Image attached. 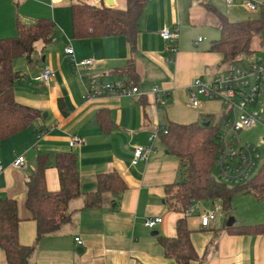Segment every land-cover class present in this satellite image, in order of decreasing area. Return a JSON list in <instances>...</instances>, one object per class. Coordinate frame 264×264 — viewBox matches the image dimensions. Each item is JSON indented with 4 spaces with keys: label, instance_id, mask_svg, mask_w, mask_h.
<instances>
[{
    "label": "crops",
    "instance_id": "0c3cea01",
    "mask_svg": "<svg viewBox=\"0 0 264 264\" xmlns=\"http://www.w3.org/2000/svg\"><path fill=\"white\" fill-rule=\"evenodd\" d=\"M81 1L126 8V0H0V38L17 34L19 21L31 25L40 18H48L55 23L50 41L37 42L30 59L23 56L14 61V69L23 75L15 86L16 100L42 115L24 131L0 142V162L4 166L0 171V199L17 201L20 240L33 244L36 223L26 207L28 176L36 167L38 154L48 153L47 188L58 190L55 155L74 151L82 192H95L98 175L113 171L121 175L127 187L121 193L105 194L100 207L82 208L83 198L73 200L71 222L41 239L36 262L179 264L164 256L157 239L159 234L173 236L176 221L182 216L165 203L166 185L178 178V160L158 132L171 121L188 124L202 122L208 115L222 116L220 101L202 99L199 107H193L188 103L186 89L196 78L213 81L228 70L222 54L210 50L212 42L220 37V30L217 16L206 4L216 7L230 20L232 6L226 0H148L139 24L137 48L132 53L123 36L74 38L71 5ZM165 25L178 30L174 53L168 50L170 43L160 34ZM68 47L73 48L76 60L98 62L77 72L66 53ZM170 55L172 61L167 60ZM131 61L137 71L135 77L118 70ZM48 64L54 70L50 84L40 79ZM88 74L98 83L127 81L137 85L143 95L88 99ZM156 85L169 94L162 101L151 94ZM108 120L110 128L105 130ZM41 132L44 134L38 138ZM74 135L81 136L85 144L71 147L69 141ZM140 145L151 146V151L147 158L133 164L134 150ZM18 155L24 156L25 163L14 168L11 164ZM113 201L117 210H113ZM199 214L190 216L196 215L193 217L199 220ZM151 217H162L163 221L154 229L147 228L144 221ZM211 223L205 228L199 220L198 227H192L193 245L199 256L205 254L206 264H264V234L233 235ZM213 229L220 231L215 243ZM153 231L158 234L152 235ZM77 236L82 245H76ZM0 264H8L1 248Z\"/></svg>",
    "mask_w": 264,
    "mask_h": 264
},
{
    "label": "trees",
    "instance_id": "16d2710c",
    "mask_svg": "<svg viewBox=\"0 0 264 264\" xmlns=\"http://www.w3.org/2000/svg\"><path fill=\"white\" fill-rule=\"evenodd\" d=\"M147 2L148 0H126L125 9L83 1L73 3V36L75 39L123 36L134 53L141 16ZM206 5L217 16L220 30V37L212 42L211 51L221 53L223 62L228 65L256 52L254 39L264 31V2L258 18L237 21L230 20L216 7ZM16 27V36L0 38V142L24 131L42 115L41 111L16 100L15 86L23 75L14 69V61L23 56L30 59L35 52L36 43L50 41L55 32V23L48 18H40L31 25L19 21ZM118 70L130 77L137 75L132 61ZM213 120L208 115L202 122L183 124L171 121L166 126L167 133L161 134L165 147L178 160V178L166 185L165 203L168 209L182 213V216L176 221L173 236L159 234L157 239L164 256L179 264H206L205 254L199 256L192 242L195 229L190 226L189 216L186 215L190 207L203 201L220 199L222 207L227 210L238 192L251 193L255 198L264 200V163L245 183L229 185L217 178V138L223 116ZM208 121L210 124L205 125ZM104 127L105 130L110 128L109 120ZM49 160L48 153L38 154L36 167L26 181V207L36 223L33 244L26 245L20 240L21 218L17 201L13 198L0 199V248L5 253L8 264H40L35 260L39 242L71 222L74 211L70 204L73 200L83 198L82 208L100 207L105 194L121 193L127 187L121 175L113 171L98 175L95 192H82L78 156L74 151H67L55 155L60 186L58 190H49L45 176ZM117 209L118 205L113 201V210ZM222 230L233 235H263L264 223L231 226L225 223ZM219 232L213 229L212 243L216 242Z\"/></svg>",
    "mask_w": 264,
    "mask_h": 264
},
{
    "label": "built area",
    "instance_id": "2783aa9c",
    "mask_svg": "<svg viewBox=\"0 0 264 264\" xmlns=\"http://www.w3.org/2000/svg\"><path fill=\"white\" fill-rule=\"evenodd\" d=\"M227 4L232 6L234 0H226ZM244 7L250 11H256L261 8L263 3L256 0H243ZM161 37L170 43L169 51H176L175 41L178 37V30L173 26L165 25L161 32ZM201 40V39H200ZM66 53L71 56L73 68L75 71L87 69L90 65L98 62L95 59L76 60L74 58L73 48L68 47ZM246 57V62L245 58ZM239 62L229 65L221 77L213 81L194 79L187 87L188 103L193 107H199L201 100H216L223 105V120L218 132L217 141L219 143V152L216 160L215 173L217 178L229 185H238L249 181L258 171V158L260 154L258 149L249 142L242 141L241 133L252 127L260 125L263 128L262 138L264 139V59L259 57L256 52L244 56ZM173 60V56L167 58ZM54 75L51 65H45L40 74V79L46 84H50ZM90 78L89 87L86 90L88 99H95L102 96L131 97L143 95L137 85H132L124 80L114 82L98 83ZM151 94L157 101H162L169 96L167 90L160 86H154ZM166 134L167 129L163 128L158 132ZM44 132L38 134L41 138ZM151 141L153 136L149 138ZM71 147L85 144V140L74 135L70 138ZM151 151V146L140 145L134 150L132 163L136 164L142 159L147 158ZM25 163L23 155H18L11 164L14 168H19ZM4 166L0 162V171ZM202 203V202H200ZM194 212L193 206L187 211L190 216ZM218 215V207L214 204L212 208H204L199 214L200 224L208 227L212 220ZM163 221L162 217H151L144 221L147 228L154 229L156 225ZM76 245H82L81 237H75Z\"/></svg>",
    "mask_w": 264,
    "mask_h": 264
},
{
    "label": "rangeland",
    "instance_id": "374dc122",
    "mask_svg": "<svg viewBox=\"0 0 264 264\" xmlns=\"http://www.w3.org/2000/svg\"><path fill=\"white\" fill-rule=\"evenodd\" d=\"M259 3H263L264 0H256ZM231 14V20H242L248 18H258L260 16V8L256 11H250L244 7L243 0H235L232 7L229 9ZM243 13V14H242ZM5 36L1 38L13 37ZM256 54L264 59V31L261 36H256L253 43ZM245 62H246V57ZM218 117H213L217 120ZM213 120V121H214ZM263 128L260 125L252 127L249 130H244L241 133L242 141L249 142L251 145L258 149L260 157L258 158V166L260 167L264 163V139L262 138ZM214 204L218 207V215L216 220H212V225L216 228H222L230 218L235 219L236 225H247L255 223H264V200H259L251 193L238 192L234 195L231 203V207L225 210L222 207L220 199L207 200L202 203H196L193 205L194 212L192 214L201 213L204 208H212ZM196 216V215H193ZM190 216L189 224L191 227H198L199 220L196 217Z\"/></svg>",
    "mask_w": 264,
    "mask_h": 264
},
{
    "label": "water",
    "instance_id": "95a60500",
    "mask_svg": "<svg viewBox=\"0 0 264 264\" xmlns=\"http://www.w3.org/2000/svg\"><path fill=\"white\" fill-rule=\"evenodd\" d=\"M210 124V122L208 121V122H206L205 123V125H209ZM235 224V219L234 218H230L229 220H228V222H227V225L228 226H231V225H234ZM158 233L157 232H152V235H157ZM81 250V249H80Z\"/></svg>",
    "mask_w": 264,
    "mask_h": 264
}]
</instances>
